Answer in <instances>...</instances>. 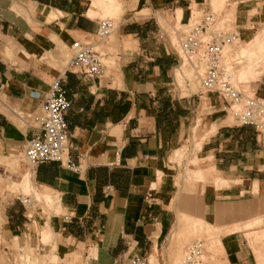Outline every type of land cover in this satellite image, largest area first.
Segmentation results:
<instances>
[{"label": "crops", "instance_id": "obj_1", "mask_svg": "<svg viewBox=\"0 0 264 264\" xmlns=\"http://www.w3.org/2000/svg\"><path fill=\"white\" fill-rule=\"evenodd\" d=\"M94 1L101 0H0V87L13 102L4 103L9 113L0 111L3 154L19 155L38 132L35 117L68 63L59 65V45L67 46L70 60L73 42L97 38ZM116 1L129 6L134 0ZM231 1L236 31L248 41L254 26L264 24V0ZM138 2L98 47L104 76L66 74L69 155L77 168L49 162L29 173L42 194L59 202V214L37 215V226L59 242L97 247L103 264H128L133 255L174 264L181 237L204 226L208 264H264V132L220 125L197 149L199 167L184 186L177 185L172 166L199 106L175 87L180 56L154 11L175 21L181 9L189 22L192 3L207 12L210 1ZM14 5L24 8L35 29L24 26ZM263 74L255 91L264 100ZM14 104L34 119L20 123Z\"/></svg>", "mask_w": 264, "mask_h": 264}, {"label": "rangeland", "instance_id": "obj_2", "mask_svg": "<svg viewBox=\"0 0 264 264\" xmlns=\"http://www.w3.org/2000/svg\"><path fill=\"white\" fill-rule=\"evenodd\" d=\"M138 1L134 0L129 6L127 3H124L122 6L116 1L115 9L113 8L111 10L101 9L95 4L96 1H94L92 2V6L97 13L91 18L97 19L98 21L110 19L118 25L125 12H127L126 9L128 7H135L137 3L139 4ZM209 1L210 11L216 15V27L229 32L235 31V10L237 5L231 0ZM89 7V3L85 5V9ZM13 11L21 20L23 19L22 21L25 19L24 26H26L27 22V27L31 29L37 27V24L31 20L23 7L14 5ZM141 13L147 14L148 11L143 10ZM154 13L159 24L167 29L169 39L172 41L175 50L180 56V67L175 71V87L181 95L195 97L197 99V105L199 106L198 112L196 111V117L198 119L187 133L182 147L177 150L178 152L176 151L177 158L174 156L172 160L174 162L172 166L175 167L174 171L177 185L184 186V184H188L194 179L193 171L199 167V162L196 160L198 156L197 149L205 140L204 137L208 134H203L205 128L212 122L228 118L230 112L228 109H231L232 103L230 102L228 104L223 97L217 94L203 92L200 75H196V71L193 70L181 50L180 40L188 32V27L199 23L203 19L205 12L203 10H197V5L193 2L191 11L189 12V22L182 20L183 11L181 9L177 11V16H175L177 19L175 21L171 15L167 17L161 11H154ZM172 20L173 23L169 22ZM223 21H226V23H223ZM262 29L264 30V24L256 25L252 29L250 40L247 41L241 38L240 41L230 45L234 47L235 54L234 56H229L224 52V62L228 64L230 71L234 72L236 82L239 84L238 88H236L248 97H253L256 101L260 100L259 102L263 107L264 100L255 91L257 80L261 75L258 78H253L254 80L244 79L240 81L238 79L242 70L255 69L257 65L262 64L260 62L264 59V47L258 49V45H254L252 48V56L249 57L248 62L246 57L244 58V52L248 53L251 50H249L251 43ZM176 30L178 31L180 39L177 38ZM29 38L31 40L33 39L32 36H27V39ZM70 45L71 43L68 46ZM243 49L244 52H242ZM234 58L235 65L232 62ZM58 60L59 65H65L68 62L69 51L67 46L60 47L59 45ZM61 69L59 67V70ZM4 103L13 104L5 88L0 87V111L9 113L4 108ZM14 107L17 108L16 118L22 120L20 123L34 119L35 116L33 113L18 109L19 106L17 104H14ZM233 124L239 125L240 120L236 119ZM262 130L264 132V127ZM35 169V167L27 162L24 149H22L19 155H6L0 150V264H103L102 260L99 259L97 247L87 244H79L77 246V244H72L68 241L59 242L56 234H50L48 231L43 230V227L37 226V215H46L49 211L53 213L56 205L52 201L50 204H45L35 200L37 193L41 195L44 192L37 188L34 175L32 176V184L30 186L27 178H25L29 172H34ZM31 188L33 189L31 190ZM41 200L44 202L50 199L45 196ZM174 203H177L176 199ZM9 219L14 225L20 224L21 227L11 228ZM178 221L180 224L181 214L178 216ZM204 228V226H201L200 230L195 229L199 233H196L195 236L192 235L193 237L188 235L181 237L179 242L181 243L182 249L175 257L176 264L182 263V259L186 255L188 248L197 241H201L204 245L203 261L205 264H208L207 255L209 254L210 248L206 235L202 234ZM216 235L215 233L211 234L212 238L216 237ZM118 264L122 263L119 261Z\"/></svg>", "mask_w": 264, "mask_h": 264}, {"label": "built area", "instance_id": "obj_3", "mask_svg": "<svg viewBox=\"0 0 264 264\" xmlns=\"http://www.w3.org/2000/svg\"><path fill=\"white\" fill-rule=\"evenodd\" d=\"M216 15L212 11L204 13L203 19L189 26L188 32L180 40L181 50L193 70L199 71L201 88L204 93L217 94L228 104L244 100L243 113L245 119L241 126L251 125L259 133H263L264 106L253 97H248L237 89L231 82L230 67L224 62V50L241 40L238 31H225L216 27ZM116 24L105 19L99 22L97 38H88L73 42L72 55L64 73L59 75L51 85L44 99L41 112L35 117L38 132L26 141L24 155L27 162L37 166L58 162L71 169L76 164L69 155V130L66 121L71 107L65 87L68 72L78 74L87 80L100 79L105 74L104 55L99 51V45L106 42L116 29ZM177 31V30H176ZM163 38V35H159ZM232 108V107H231ZM108 190H112L109 187ZM204 245L201 241L192 244L182 264H205L203 261ZM128 264H150L149 260L140 255L129 257Z\"/></svg>", "mask_w": 264, "mask_h": 264}, {"label": "bare ground", "instance_id": "obj_4", "mask_svg": "<svg viewBox=\"0 0 264 264\" xmlns=\"http://www.w3.org/2000/svg\"><path fill=\"white\" fill-rule=\"evenodd\" d=\"M96 5H98L101 9H104V10H111L115 7L116 5V2L115 0H101L100 2H95ZM100 9V10H101ZM115 9V8H114ZM180 13V12H179ZM182 15V14H181ZM223 23H226V21H223ZM176 35H177V38H179V35H178V31L175 32ZM254 45H258V49H261L262 47H264V30L262 29L261 32L256 36V38L253 40V42L251 43L250 45V48L248 51V53H245L244 52V49L242 52H244V58L246 57L247 59V62L248 60L250 59L249 57L252 56V53H253V47ZM264 49V48H263ZM247 50V49H246ZM245 50V51H246ZM225 54L226 55H229V56H234L235 54V50H234V47L233 46H229L227 47L225 50ZM262 51V50H261ZM259 52V50H258ZM255 53H257L255 51ZM263 53V52H262ZM243 57V55H242ZM263 61H261L260 65H257L255 69H248V70H242L238 76V79L240 81H243L244 79H249V80H254L253 78H258L260 75H262L263 71H264V59H262ZM232 62H234V65H235V58L232 60ZM242 62V61H241ZM186 64V63H185ZM252 67V66H251ZM234 68V67H233ZM250 68V66H249ZM201 72L199 71H196V75L199 76ZM230 73V76H231V82L232 84L238 88L239 84L236 82V79L234 77V72L233 71H229ZM243 104H244V100L242 101H236L234 105H232V108L231 109H228L230 112H229V116L228 118L224 119V120H221V121H218V122H213L212 124V127H211V130H210V133L207 135V137L211 134H213L217 128L220 126V125H229V124H233L235 123L236 119H239L240 121L244 120L245 119V116H244V113H243ZM204 139H206V137H204ZM203 140V139H202ZM177 157V156H176ZM32 174V172H29ZM26 175V174H25ZM27 182H29V186L32 184V180H31V176L30 174H28L27 176ZM33 188H31L32 190ZM42 195V196H41ZM39 195V193L36 194L35 196V200L37 202H40V203H49L52 201L53 204H55V209L53 211V213L51 212V214H59V202L55 199H52L50 196L48 195H44V194H41ZM49 197V201H42L41 198L42 197ZM46 199V198H45ZM53 208V207H52ZM58 210V211H57ZM50 212V211H49ZM47 238V237H46ZM45 239V238H44ZM182 264V263H180Z\"/></svg>", "mask_w": 264, "mask_h": 264}]
</instances>
